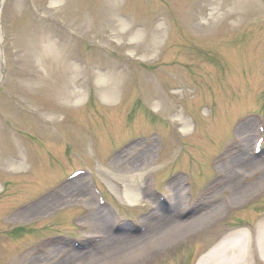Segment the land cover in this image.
I'll return each instance as SVG.
<instances>
[{"label":"rangeland","instance_id":"374dc122","mask_svg":"<svg viewBox=\"0 0 264 264\" xmlns=\"http://www.w3.org/2000/svg\"><path fill=\"white\" fill-rule=\"evenodd\" d=\"M1 5L0 264H76L99 235L119 224L143 227L175 196L182 204L160 214L182 218L206 190L226 200L247 186L244 201L228 203L218 220L199 218L196 235L155 264H181L188 252L196 264L223 235L237 233L244 222L236 219L260 224L264 168L223 189L219 168L250 157L264 166V0ZM44 32L56 46L45 49ZM180 138L184 155L171 168ZM79 168L90 175L74 174ZM114 175L137 186V202L122 200ZM91 178L107 203L94 198ZM208 224L215 239L201 230ZM62 237L87 246L78 254Z\"/></svg>","mask_w":264,"mask_h":264},{"label":"bare ground","instance_id":"6f19581e","mask_svg":"<svg viewBox=\"0 0 264 264\" xmlns=\"http://www.w3.org/2000/svg\"><path fill=\"white\" fill-rule=\"evenodd\" d=\"M46 43L47 44L44 46L45 49L54 46L53 42L49 40H47ZM116 92L114 88L108 90L110 96H114ZM75 94H78V98H80L79 93L75 92ZM238 161L237 163L241 164L237 165L235 163L234 166L230 165L227 168H219V171L224 177L223 181H225L222 185V189L225 186L227 187L230 182H233V184L236 182V184L239 185L240 181L245 180L249 173L254 175L259 174L260 171H256L254 168L255 165H257L258 169L264 168V166L259 165V162L253 160L251 157L248 160L238 158ZM262 171L264 173V169ZM250 178L252 177L250 176ZM78 180L82 181V179ZM125 181L124 179V182ZM77 184L81 185L82 182ZM79 185L74 189L75 193L71 198L78 195V189L80 190ZM135 187L136 186L129 185L128 181H126L120 189H117V192L122 193L124 199L131 203L139 199L136 192H134ZM246 189L247 186H236L234 192H231V195H228L226 200L217 199V195L214 198L213 194L207 191L208 196L203 195L199 201L200 204H202L194 209V213L184 220L176 217H169V215H162L158 212L156 213V219L149 224L150 226L148 229L138 237L131 238L132 240L111 235L107 238L103 235L104 239L100 244L99 255L97 257L94 254L91 256L87 255L90 257L87 258L86 256V259H78V261L75 262L76 264L150 263V261L159 258L160 255H162L161 253L169 248V246L181 239H188V237L194 236L196 234L195 230L199 225V218L208 217L217 220L220 210L226 208L228 203L236 199L244 201L247 194V192L245 193ZM174 198V207H176L177 204H180V200L179 198L177 199L176 196ZM56 201L57 200H53L52 204ZM58 201L60 202L61 199H58ZM206 201L209 203L205 205V209L202 211L204 207L202 205H204ZM170 204L173 205L172 202ZM169 208L171 209V207ZM168 218V222L163 224V221ZM253 257L264 261V221L256 227L254 232L248 231L247 235L239 234L236 239H234V237H228V239L221 240V242L210 249L206 255L201 256L197 264H249Z\"/></svg>","mask_w":264,"mask_h":264}]
</instances>
